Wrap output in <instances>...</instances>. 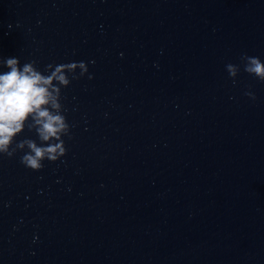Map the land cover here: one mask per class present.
I'll return each instance as SVG.
<instances>
[{
	"label": "water",
	"instance_id": "95a60500",
	"mask_svg": "<svg viewBox=\"0 0 264 264\" xmlns=\"http://www.w3.org/2000/svg\"><path fill=\"white\" fill-rule=\"evenodd\" d=\"M242 53L264 60V0H0V57L94 61L62 89L66 154L0 157V264H264Z\"/></svg>",
	"mask_w": 264,
	"mask_h": 264
},
{
	"label": "clouds",
	"instance_id": "9594fccd",
	"mask_svg": "<svg viewBox=\"0 0 264 264\" xmlns=\"http://www.w3.org/2000/svg\"><path fill=\"white\" fill-rule=\"evenodd\" d=\"M93 62L51 61L40 68L34 59L21 62L15 55L0 57V157L19 152L20 163L38 171L45 160L55 162L66 154L64 137L71 138V125L65 115L62 89L72 80L92 79L88 64ZM241 67L264 81V60L260 57L242 53L240 63L225 64L233 83ZM245 95L255 99L251 91ZM25 130L30 135L22 136Z\"/></svg>",
	"mask_w": 264,
	"mask_h": 264
}]
</instances>
